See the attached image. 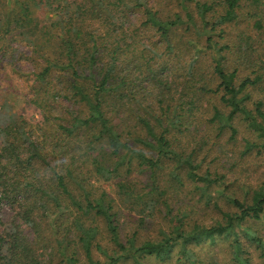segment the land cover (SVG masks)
Returning <instances> with one entry per match:
<instances>
[{"label":"trees","instance_id":"1","mask_svg":"<svg viewBox=\"0 0 264 264\" xmlns=\"http://www.w3.org/2000/svg\"><path fill=\"white\" fill-rule=\"evenodd\" d=\"M166 1L7 0L2 31L32 25L33 7L42 4L55 17L50 24L36 23L41 35L33 48L43 59L34 71L33 99L43 118L0 125V199L18 214L0 234V264H51L55 254L65 264H84L75 250L69 253L78 245L87 264H150L174 253L179 261L199 264L193 247L208 239L214 243L219 235H237L233 259L252 264L238 235L250 221L264 219V185L243 199L228 196L235 211L219 207L228 194L225 175H202L196 148H184L179 134L193 130L198 112L209 111V125L219 123L233 136L235 120L246 121L261 141H248L247 150L264 147V97L254 108L248 104L254 90L264 93V0H172L170 8ZM230 23L244 25L234 45L222 43ZM227 49L239 55L237 65H230ZM6 51L1 45L0 55ZM240 67L250 70L243 79ZM212 95L221 106L206 104ZM132 174L147 181L140 184ZM116 175L122 176L115 183L120 199L142 208L141 221L163 206L169 230L161 237L138 242L137 229L122 239L118 199L93 181ZM185 178L203 183L199 201L212 202L219 221L189 227L182 208L175 211L172 195L185 188ZM100 223L115 252H106L105 261L94 254L102 248ZM247 234L264 257L263 238Z\"/></svg>","mask_w":264,"mask_h":264},{"label":"rangeland","instance_id":"2","mask_svg":"<svg viewBox=\"0 0 264 264\" xmlns=\"http://www.w3.org/2000/svg\"><path fill=\"white\" fill-rule=\"evenodd\" d=\"M169 1V2H168ZM164 3V7H172V0H168ZM0 6V18L1 15L9 9L11 4H7V0H3ZM33 14L36 18L35 22L26 27L13 28L12 30L2 31L0 29V46L5 48L6 55H0V125L7 123L11 119L21 118L28 120L31 124H36L43 118L42 111L36 106L33 99L36 95L35 89V76L34 71L38 65L43 62V59L38 58L33 53L35 43L38 41L41 32L36 23L38 21L47 20L48 23L52 22L50 17L55 13L50 7L40 6L33 7ZM219 12H223L221 7L218 8ZM245 10V9H244ZM243 16H246L244 14ZM225 27V26H223ZM226 28L229 30L230 35L227 34L223 44L230 43L235 44L234 35L240 32L244 28L243 23L227 24ZM182 33V32H180ZM187 35V34H185ZM186 39V38H184ZM190 39H196L205 46L206 38L193 35ZM216 39H220L216 37ZM234 48V47H233ZM229 63L230 65H237L236 61L239 60V55L234 50H229ZM207 60H212L209 53H205ZM186 58V56H184ZM34 58L33 60H31ZM35 61V62H33ZM210 62V61H209ZM241 73L240 79L246 77L250 70L245 67H240ZM254 76V75H253ZM253 88V87H252ZM251 89V88H250ZM253 91V89H252ZM252 100L248 102L250 108H254L258 100L263 99L264 93L256 89L252 93ZM211 103L221 106L219 97L215 95L210 96L206 100V104ZM61 114V113H59ZM199 116L193 122V130L189 133H180L179 142L183 144L184 148H196L198 157L195 159L196 163L200 164L198 171L204 175L207 172L215 174L225 175L224 186H227V195L220 199L219 207L228 211H235L234 207L229 203L228 196L231 194L237 195L243 199L248 192L259 185H264V147L257 146L251 150H247V142L259 144L261 141L257 140L247 126L246 121L241 118L235 120V125L238 128V132L233 136L231 129L225 128L221 131L219 123L210 122L209 125V111L202 116L198 112ZM196 115V114H195ZM233 123V124H234ZM4 136L0 134V147ZM189 149V148H188ZM190 150V149H189ZM188 152V151H187ZM168 169L165 167L164 172ZM138 178L140 184L147 181L146 175L132 174L130 178ZM122 176L116 175L115 177L107 180L103 177L94 178L95 186H99L102 190H107L110 195L116 197L118 210L120 211L119 221L121 237L124 241H127L129 237L133 235L138 229L137 239L138 242H142L147 239H155L162 236V231L169 230V224L164 219L162 212H160L162 205H159L154 210L155 216H151L142 220L144 212H140L142 208L134 207L128 200H121L119 194L116 191L115 183H117ZM186 186L181 189L180 193L173 194L174 200L172 204L181 207L184 212V219L187 221L189 227H193L197 222L200 225L210 226L217 220H220L221 214L215 205L211 202L210 205H206V201H199L201 187L203 183H193L189 179L185 178ZM166 185V184H165ZM217 185H213L212 188L216 189ZM214 205V206H213ZM17 209L12 203L3 201L0 199V234L3 233L6 226H9L16 218ZM165 212V209H164ZM160 213V214H159ZM162 214V215H161ZM16 222V221H15ZM101 224V236H98L97 241L101 243L102 248L95 249L96 258L105 261L107 259L106 252L114 255V245L110 240V236L107 231L104 230V225ZM246 231H240L238 237L242 240L244 248L249 251V256L252 264H264L263 250L257 248L256 245H251L248 239L247 233L259 235L264 240V219L260 221H250L247 225ZM25 227L27 233L32 235V232L28 227ZM72 236L73 232L71 233ZM237 235H219L216 241L213 243L211 240H204L199 246L193 247L198 250L196 253L197 261L199 264H238L233 259L232 241H234ZM75 237V236H74ZM76 251L77 256L80 257L82 263L87 264L85 252L78 245L75 248H70L69 253ZM180 256V255H179ZM178 255L173 256L167 261H161L159 259H152L150 264H189L190 262L183 259V261L177 260ZM60 255L55 254L54 260L51 264H65ZM55 262V263H54ZM119 264H133L131 262H119Z\"/></svg>","mask_w":264,"mask_h":264}]
</instances>
